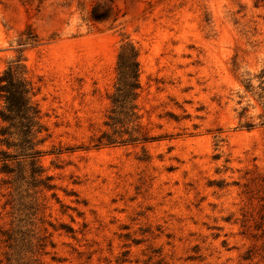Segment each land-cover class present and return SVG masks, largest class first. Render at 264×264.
Returning a JSON list of instances; mask_svg holds the SVG:
<instances>
[{"label": "rangeland", "instance_id": "1", "mask_svg": "<svg viewBox=\"0 0 264 264\" xmlns=\"http://www.w3.org/2000/svg\"><path fill=\"white\" fill-rule=\"evenodd\" d=\"M125 42L151 139L95 147ZM18 63L53 187L0 171V264H264V0H0Z\"/></svg>", "mask_w": 264, "mask_h": 264}, {"label": "trees", "instance_id": "2", "mask_svg": "<svg viewBox=\"0 0 264 264\" xmlns=\"http://www.w3.org/2000/svg\"><path fill=\"white\" fill-rule=\"evenodd\" d=\"M92 9V16L98 19ZM118 81L113 92L112 107L104 131L94 138V146L119 145L148 141L151 137L140 130L137 111L139 95V51L130 42H125L119 52ZM33 86L25 77L20 63L10 64L0 73V171L15 178H29L32 189L43 185L52 188L51 176L43 177L44 168L39 157L44 153L40 145L46 140L47 127L37 103L33 101ZM17 188H19L17 186Z\"/></svg>", "mask_w": 264, "mask_h": 264}]
</instances>
